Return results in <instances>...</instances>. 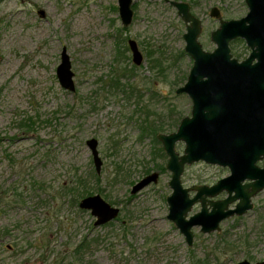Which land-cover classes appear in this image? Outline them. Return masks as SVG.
Segmentation results:
<instances>
[{
    "label": "rangeland",
    "instance_id": "rangeland-1",
    "mask_svg": "<svg viewBox=\"0 0 264 264\" xmlns=\"http://www.w3.org/2000/svg\"><path fill=\"white\" fill-rule=\"evenodd\" d=\"M174 1L189 3L202 21L199 41L206 51L217 47L211 33L220 20L210 16L213 7L225 20L249 12L245 0ZM132 7L133 22L124 26L118 0H0V264L264 259V190L251 210L227 218L221 230L194 227L192 246L168 219L169 157L143 127L147 121L172 133L191 114L192 99L177 90L193 59L185 52L186 24L168 0H134ZM129 39L139 45L141 65L133 62ZM230 47L239 59L251 51L243 39ZM64 49L74 92L57 76ZM91 138L99 142L100 172ZM176 149L183 154L185 143ZM153 172L160 173L158 182L133 194ZM230 173L199 161L186 165L182 180L184 187L213 185ZM96 194L120 208L115 220L100 226L79 206ZM200 210L197 203L189 216Z\"/></svg>",
    "mask_w": 264,
    "mask_h": 264
},
{
    "label": "water",
    "instance_id": "water-1",
    "mask_svg": "<svg viewBox=\"0 0 264 264\" xmlns=\"http://www.w3.org/2000/svg\"><path fill=\"white\" fill-rule=\"evenodd\" d=\"M168 1L178 9L186 24L185 52L194 61L185 85L178 88L177 94H187L193 104L191 115L181 120L177 131L160 133L158 140L169 157L166 168L172 172L167 217L192 246L194 227L201 226L203 233L220 230L225 219L251 210L252 198L264 189V167L257 165L258 161L264 160L261 157L264 154V0H245L249 12L240 19L225 20L220 9L213 7L210 16L220 20V26L211 33V40L217 45L213 51L204 50L199 41L202 21L192 13L190 4ZM133 2L118 0L124 26L133 22ZM237 38L244 39L251 48L249 57L242 62L231 53L230 43ZM129 45L134 63L142 64L143 55L137 42L131 39ZM57 76L64 89L76 90L66 49L62 52ZM180 141L185 143L183 154L176 149ZM87 144L100 172L103 161L99 142L91 138ZM199 161L228 167L231 173L213 185L184 187L182 175L186 165ZM159 177V172L145 176L135 184L132 193L157 183ZM191 191H195L194 196ZM223 192H227L226 198L214 200ZM197 203L201 204V210L189 216ZM233 203L236 205L232 208ZM79 206L90 210L97 218L96 226L116 219L120 213V208L111 205L100 194L84 197ZM238 264L252 263L242 260Z\"/></svg>",
    "mask_w": 264,
    "mask_h": 264
},
{
    "label": "flooded vegetation",
    "instance_id": "flooded-vegetation-1",
    "mask_svg": "<svg viewBox=\"0 0 264 264\" xmlns=\"http://www.w3.org/2000/svg\"><path fill=\"white\" fill-rule=\"evenodd\" d=\"M134 10V9H133ZM237 39H239V41H241V39L242 38H237ZM131 39H129L128 40V47H129V49H130V51H131V47H130V45H129V41H130ZM134 40V39H133ZM236 40V39H235ZM244 40V39H243ZM136 41V40H135ZM234 41V40H233ZM245 41V40H244ZM137 42V41H136ZM246 42V41H245ZM138 44V43H137ZM246 45H247V43H246ZM248 46V45H247ZM138 47H139V45H138ZM249 47V46H248ZM231 48V47H230ZM250 48V47H249ZM139 50H140V48H139ZM232 50V49H231ZM250 50H251V48H250ZM141 51V50H140ZM131 53H132V51H131ZM142 53V52H141ZM231 53H232V51H231ZM250 53H251V51H250ZM250 53H249V55H250ZM143 55V54H142ZM249 55L247 56V57H245V58H243V59H239L238 57H235L234 55H233V53H232V56H233V58H236L239 62H242V61H244V60H246L248 57H249ZM132 57H133V55H132ZM193 59V58H192ZM143 60H144V58H143ZM134 62V61H133ZM256 62V61H255ZM254 62V63H255ZM143 63V62H142ZM193 63H194V61H193ZM137 65V64H136ZM141 65V64H140ZM191 71V70H190ZM190 73V72H189ZM188 78V77H187ZM191 115V114H190ZM261 157L263 158L264 157V154H262L261 155ZM257 165L260 167V168H263L264 167V160H260V161H258L257 162ZM231 172V171H230ZM246 182H249V181H246ZM264 190V189H263ZM261 192V191H260ZM225 192H223V193H221L220 195H223ZM219 195V196H220ZM227 192H226V194L223 196V198H226L227 197ZM218 197V196H217ZM223 198H214V200H218V199H223ZM253 199V198H252ZM235 205H236V203H235ZM232 208H233V206H231ZM235 207V206H234ZM237 216H241V215H237ZM230 218V217H229ZM115 220V219H114ZM226 220V219H225ZM113 221V220H112ZM111 222V221H110ZM223 222V221H222ZM109 223V222H108ZM107 224V223H106ZM220 227H221V224H220ZM221 230V229H220ZM217 231H219V230H217ZM194 237H195V234H194ZM194 242V241H193ZM193 245V244H192ZM243 260H248V261H250L252 264H258V263H261V262H264V259L263 260H259V261H256V262H254L253 260H250V259H243ZM242 261V260H241ZM240 262V261H239ZM238 264V263H237Z\"/></svg>",
    "mask_w": 264,
    "mask_h": 264
},
{
    "label": "trees",
    "instance_id": "trees-1",
    "mask_svg": "<svg viewBox=\"0 0 264 264\" xmlns=\"http://www.w3.org/2000/svg\"><path fill=\"white\" fill-rule=\"evenodd\" d=\"M154 59H155V62H158V60H159L158 58H154ZM146 123H147V125L145 127H143V129L144 130H149V132L151 134H153L154 141L159 144L160 142L158 140V134H160V131L163 130V126L162 125L161 126L160 125L157 126L155 123L154 124H151V123H149L147 121H146ZM162 152H163V150H162ZM163 154H164V152H163ZM87 194L89 195L91 193L87 192Z\"/></svg>",
    "mask_w": 264,
    "mask_h": 264
}]
</instances>
